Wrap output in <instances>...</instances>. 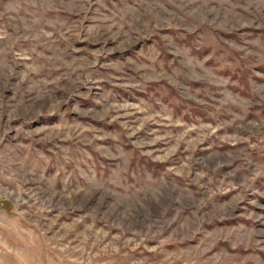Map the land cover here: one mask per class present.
Here are the masks:
<instances>
[{"label": "rangeland", "instance_id": "rangeland-1", "mask_svg": "<svg viewBox=\"0 0 264 264\" xmlns=\"http://www.w3.org/2000/svg\"><path fill=\"white\" fill-rule=\"evenodd\" d=\"M0 264H264V0H0Z\"/></svg>", "mask_w": 264, "mask_h": 264}]
</instances>
